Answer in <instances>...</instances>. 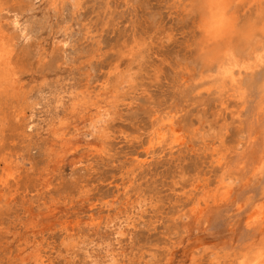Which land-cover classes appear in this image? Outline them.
Wrapping results in <instances>:
<instances>
[{"label":"rangeland","instance_id":"374dc122","mask_svg":"<svg viewBox=\"0 0 264 264\" xmlns=\"http://www.w3.org/2000/svg\"><path fill=\"white\" fill-rule=\"evenodd\" d=\"M58 3L8 0L4 12L19 15V29L28 25L17 50L33 97L43 78L47 98L60 85L93 92L120 51L135 42L145 47L131 64L135 84L119 102L104 143L76 136L78 145L60 159L58 143L46 132L53 105L44 100L27 111L24 123L11 116L5 121L0 264H17L30 243L42 264H94L82 249L64 251L67 231L93 243L111 240L119 264H264V63L243 72L234 88L225 85L220 71L209 67L214 60L206 59L195 0ZM238 4L233 8L242 24L257 19L264 0ZM122 63L128 64L125 57ZM168 118L182 135L179 143L167 131ZM158 129L166 133L160 141ZM6 163L16 176L4 186ZM139 197L146 204L134 210L124 235L103 223L89 225L129 210Z\"/></svg>","mask_w":264,"mask_h":264},{"label":"bare ground","instance_id":"6f19581e","mask_svg":"<svg viewBox=\"0 0 264 264\" xmlns=\"http://www.w3.org/2000/svg\"><path fill=\"white\" fill-rule=\"evenodd\" d=\"M7 1L8 0H0V132H2L1 130L6 125L5 121H7L10 116L22 120V123H24L28 118L27 111H32L33 107L37 105L36 103L44 100L46 103L48 101L53 105V110L47 109L48 112L51 110V116L47 122L46 132L52 137V141L58 143L55 155L60 159H64L69 153H72V150H74L73 147L78 141H80L78 140L80 137L85 138L90 136L92 140L99 141L98 145L100 142L101 144L104 143L105 139L109 136V122L112 121L117 114L119 102L123 99V96L127 91L135 84L136 70L131 67V64L143 55V48L145 45L142 42H135L134 44L127 46L125 51H120L118 60L110 66L103 81L99 83L97 89L93 92L88 91L87 89H78L73 86L65 88L64 85H60L49 89L48 92H50L51 95L50 98H47L42 94L43 86L45 85V79L43 78L37 89L38 94L33 97L31 91L25 89L24 80L27 76L23 64L24 62L18 55L17 50L20 40H27L28 38L26 37L28 25L25 24V22H22L24 24L22 25V28L19 29V15L14 12L13 15L9 17L4 13L9 7ZM46 1L52 7L53 5L56 6L58 2V4L62 5L65 0ZM195 1L198 6H201L200 15L202 16L199 28H206L208 16L207 6L204 4L203 0ZM251 1L260 2L261 0ZM69 2L73 8L79 5V0H69ZM243 2H245V0H227L228 11L231 15L235 16L238 23L239 17L236 11L237 9H234L233 6H236L235 4L237 3L240 4ZM262 7L263 9L259 10L256 17L257 19H249L247 22L242 24L239 23L241 27L251 30L252 38L249 41L246 43L236 41L230 45L223 42L217 43L214 46V55L207 56L206 54V59L214 60L215 63H211L212 65L209 67H216L222 74V80H226L225 85L229 84L231 88H234L238 84L240 77L243 76V72L252 70L254 67L264 63V41L262 42L261 40H258L259 37H264V6ZM202 19L203 23H201ZM123 57H125L128 63L126 66H123ZM31 77L28 78L30 79ZM38 78L40 79L42 77ZM44 105L47 106V104ZM171 119H167V125L169 126L167 131H169V135L172 137L171 140L178 142L177 140L181 138L182 135L179 134L180 132L178 133L176 130H172L173 126L171 127ZM45 124L46 123H44V126ZM77 125H81V128L84 129L82 132L80 131L81 129L79 130L81 133H77ZM71 130L75 133L73 131V133L70 132ZM156 131L157 132L154 135L155 140L160 141L164 139L166 136L165 130L159 131L158 129ZM205 133L207 132H202V139L204 141L206 140ZM79 135L81 136L79 137ZM76 136L79 138L77 139ZM87 142L89 141L85 140V143ZM49 149L51 150L52 148L50 147ZM52 151H54V149H52ZM8 159L2 158L4 162H7ZM7 163L5 165L3 164L4 167L2 168L5 174L1 179V185L4 186H7L9 180L14 179L16 176L9 170V164ZM146 201V198L139 197L129 204V210H126L123 213L116 212L107 215L106 218L103 219L104 221H96L95 223L91 222L89 225L99 227V225L103 223L105 227L108 229L110 228V230L117 236L124 235V225L128 226V221H130L134 210L139 211L144 209L143 207L145 206ZM261 213L260 210L252 213L249 218L250 221L255 222L257 218H260ZM93 241V239L85 238L82 235L76 236L74 233H68L67 231V234L61 239L60 244L63 246L66 253H73L75 249H82L84 259H89V262L91 263L119 264L118 253L115 248L112 247L111 240L105 238L100 242L93 243ZM91 244L97 249L103 251L102 256H98L95 253L97 250L93 248V245L91 246ZM21 255L22 256L19 257L18 262H16L17 264L43 263L42 256L38 252V246L35 244H25L24 248L21 250ZM241 264L245 263L243 262Z\"/></svg>","mask_w":264,"mask_h":264},{"label":"clouds","instance_id":"9594fccd","mask_svg":"<svg viewBox=\"0 0 264 264\" xmlns=\"http://www.w3.org/2000/svg\"><path fill=\"white\" fill-rule=\"evenodd\" d=\"M207 6V27L199 28V39L206 48L208 56L214 55V46L217 43L232 44L236 41L246 43L252 38L248 28L241 27L235 16L228 11L227 0H203ZM203 23V19L201 21ZM259 110L264 112V95L259 100Z\"/></svg>","mask_w":264,"mask_h":264}]
</instances>
